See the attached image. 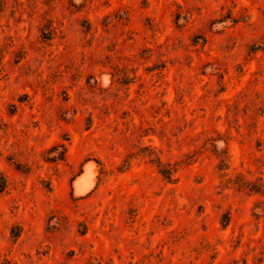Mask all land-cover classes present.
<instances>
[{
  "label": "rangeland",
  "instance_id": "rangeland-1",
  "mask_svg": "<svg viewBox=\"0 0 264 264\" xmlns=\"http://www.w3.org/2000/svg\"><path fill=\"white\" fill-rule=\"evenodd\" d=\"M1 179L0 264H264V0H0Z\"/></svg>",
  "mask_w": 264,
  "mask_h": 264
},
{
  "label": "trees",
  "instance_id": "trees-1",
  "mask_svg": "<svg viewBox=\"0 0 264 264\" xmlns=\"http://www.w3.org/2000/svg\"><path fill=\"white\" fill-rule=\"evenodd\" d=\"M55 160H61V161L65 160V152L63 151V152H59V153H57V154L55 155ZM173 172H174V171H172V170H171V172H164L163 170H160V173H161L165 178H167L168 180H172V173H173ZM243 185H246L245 187L248 188L249 190H255V191L258 192L257 189H255L253 186H252V187L250 186V185H251L250 183H249V184H243ZM249 187H250V188H249ZM6 188H7V182L1 179V180H0V192L6 190ZM2 264H7V263H2Z\"/></svg>",
  "mask_w": 264,
  "mask_h": 264
}]
</instances>
